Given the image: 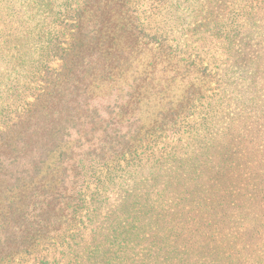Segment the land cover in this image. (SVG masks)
Returning a JSON list of instances; mask_svg holds the SVG:
<instances>
[{"label":"trees","instance_id":"trees-1","mask_svg":"<svg viewBox=\"0 0 264 264\" xmlns=\"http://www.w3.org/2000/svg\"><path fill=\"white\" fill-rule=\"evenodd\" d=\"M24 3L23 14L37 18V40L15 59L39 64L43 84L34 102L17 95L21 102L6 109L13 116L1 117L8 205L0 263L42 246L43 259L65 260L57 264H218L236 218L264 239V69L253 52L237 56L231 0L199 2L198 34L206 36L198 37V56L170 43L166 0ZM214 49L247 66L224 70L219 83L218 66L202 58ZM53 56L62 60L58 73L46 64ZM211 83L216 93L208 95ZM234 92L242 101L230 117ZM32 127L49 141L32 159L30 184L51 151L71 133L77 139L60 153L59 175L23 196L25 173L10 168L26 155L30 143L16 146ZM117 178L127 190L101 218L103 194Z\"/></svg>","mask_w":264,"mask_h":264},{"label":"rangeland","instance_id":"rangeland-1","mask_svg":"<svg viewBox=\"0 0 264 264\" xmlns=\"http://www.w3.org/2000/svg\"><path fill=\"white\" fill-rule=\"evenodd\" d=\"M201 1L166 0L165 12L171 32L170 43L172 45L178 44L182 53H186V55L192 54L198 56V53L201 52V49L198 48V37L203 38L206 36V34H198V6ZM231 3L233 4V11L237 14L235 26L240 31V36L242 37V39L237 38L236 40L235 50L237 51V56L238 58L243 57L245 54L244 50L246 53L253 52L254 57L260 56V62H256L264 69V0H231ZM241 6L243 7L242 13L239 11ZM24 7H26L24 0H0V55L3 53L7 57L4 61H0V123L2 122L1 117L3 115L9 113V117L13 116L12 109L10 108L8 113L6 109L9 107L14 108L21 102V99H17V95H20V98L21 95H24L28 97L29 102H34V99L41 93L39 86L43 84V82L39 81V78H43V72L41 75L39 64L27 60L21 63L20 60L15 59L16 55L25 57V53H28L26 52V44L29 39L37 40V34L34 32L37 18L24 15ZM21 8L22 10H20ZM64 37L68 42L71 39L67 31H65ZM65 44L63 47H66ZM30 47L29 53H32L35 46ZM39 49H41L40 46ZM202 58L205 59L204 66H207L209 63L213 66H218L219 73L216 80L219 83H221L220 76L224 70L230 67L232 73H237L242 70V65L247 66L243 63L235 64L237 62L236 58L234 60L232 58L227 59L217 49L208 51L207 55H203L202 53ZM225 61H228V63L225 64ZM46 64L52 69L51 72L58 73L61 70L62 60L53 56L48 59V63ZM255 65L257 64H253L252 66L254 67ZM236 75H233V77ZM210 88L211 90L208 92V95L216 93L217 87L215 83H211ZM227 95L229 100L227 101L228 106L225 112L230 117H235L239 111L237 104L242 101V97H235V92L233 94L227 93ZM248 111L249 109L245 110V112ZM5 117H8V115ZM20 126H18L17 131L20 129ZM25 135L27 136L19 141L16 149L24 151V149L26 150L24 142L30 143L27 153L23 157L19 156L15 165L11 168L9 167L13 171L25 173L23 177L26 185L22 189L23 196L31 191L32 185L36 184V182L46 185L59 175L62 166L57 165L60 153L74 146L77 139L75 134L71 133L70 137L61 143L60 148L51 151L40 165L38 178H35L33 183L30 184L29 179L33 170V167H30L32 159L35 156L38 159L39 155L42 154V145L48 143L49 138L45 132L33 127ZM61 159L63 161L66 160L67 154H63ZM4 169V171H1V174L7 176V166ZM117 180L118 178L103 194L100 206L101 218L105 217L106 214L116 211L123 200L128 184L127 182L121 183ZM91 188L89 187L90 191H92ZM3 190L1 186L0 231L3 229V219L1 217H3V212L8 205V200L4 199V195L8 196V194L3 192ZM15 198L18 199L17 196ZM235 223L230 227L232 236L223 245L226 250L225 256L218 260V264H264V239L259 240L260 238L254 235L253 224L248 226L241 218H236ZM1 235L2 231L0 232V248H3L5 242ZM41 247H39L40 252L38 249L37 255H18L11 262L10 260H6L0 264H34V261L37 262L35 264H38L43 260L49 264H57L65 261L58 254H55V258L48 256V258L43 259L42 257L46 255V252H41ZM62 251H65V249L59 248L57 252ZM27 259L31 261L25 263ZM208 261L210 260L207 258L198 257V264H207Z\"/></svg>","mask_w":264,"mask_h":264}]
</instances>
